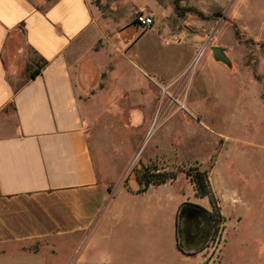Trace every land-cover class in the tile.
Wrapping results in <instances>:
<instances>
[{
  "label": "rangeland",
  "instance_id": "1",
  "mask_svg": "<svg viewBox=\"0 0 264 264\" xmlns=\"http://www.w3.org/2000/svg\"><path fill=\"white\" fill-rule=\"evenodd\" d=\"M93 2L99 36L87 54L97 60L87 59L79 77L90 95L95 164L113 181L110 204L121 215L98 251L71 239L30 243L26 250L56 249L38 264H82L95 254L113 264L122 249L151 253L152 264H200L202 256L206 264H264V0ZM140 14L153 25L138 26ZM214 50L229 64L217 61ZM138 161L177 173L164 185L160 207L150 194L143 202L123 200ZM196 171L206 177L221 222L210 238L205 213L179 215L180 240L196 252L182 258L177 207L203 209L208 202L196 197L188 176ZM145 201L152 205L147 212ZM114 230L123 238L115 240ZM146 236L151 240L141 241Z\"/></svg>",
  "mask_w": 264,
  "mask_h": 264
},
{
  "label": "crops",
  "instance_id": "2",
  "mask_svg": "<svg viewBox=\"0 0 264 264\" xmlns=\"http://www.w3.org/2000/svg\"><path fill=\"white\" fill-rule=\"evenodd\" d=\"M99 14L93 0H0V264H38L43 254H56L50 246L45 253L27 251L30 243L71 239L98 251L120 218L110 204L113 181L95 164L90 95L79 77L87 59L97 60L87 53L98 40ZM134 48L142 54L138 42ZM166 184L138 194L134 181L123 200L150 194L160 207ZM200 206L209 210L208 202ZM141 209L152 205L145 201ZM114 236L123 238L115 230ZM122 250L113 264H152L151 253ZM94 260L109 262L95 254L82 264Z\"/></svg>",
  "mask_w": 264,
  "mask_h": 264
},
{
  "label": "trees",
  "instance_id": "3",
  "mask_svg": "<svg viewBox=\"0 0 264 264\" xmlns=\"http://www.w3.org/2000/svg\"><path fill=\"white\" fill-rule=\"evenodd\" d=\"M42 67L43 65H40L36 70H34L31 73V77H34L37 74H39ZM129 175H132L134 178V181L137 185L136 193L138 194L145 192L151 185L159 186L166 183H172L177 179V173L165 172L163 170L160 171L155 166L148 167L146 165H143L139 161L131 168ZM188 176L190 177V180L194 186L196 197L207 198L209 205L211 207V212H206L200 207L194 205L183 204L179 207L175 221V242H176L177 250L183 254H188L189 251L184 247V245L180 240L179 226H178L179 215L186 213V211L188 210H194L200 213H205L208 216V219L206 220L210 228L209 230L210 238L213 236V233L217 225L221 222V217L215 208V200L210 191L205 175L203 173L196 171L193 174H188Z\"/></svg>",
  "mask_w": 264,
  "mask_h": 264
},
{
  "label": "built area",
  "instance_id": "4",
  "mask_svg": "<svg viewBox=\"0 0 264 264\" xmlns=\"http://www.w3.org/2000/svg\"><path fill=\"white\" fill-rule=\"evenodd\" d=\"M136 23L138 26L149 28L153 25V18L145 14H140L136 17Z\"/></svg>",
  "mask_w": 264,
  "mask_h": 264
},
{
  "label": "water",
  "instance_id": "5",
  "mask_svg": "<svg viewBox=\"0 0 264 264\" xmlns=\"http://www.w3.org/2000/svg\"><path fill=\"white\" fill-rule=\"evenodd\" d=\"M214 57L217 61H219L221 63L229 64L226 57L219 50H214Z\"/></svg>",
  "mask_w": 264,
  "mask_h": 264
},
{
  "label": "flooded vegetation",
  "instance_id": "6",
  "mask_svg": "<svg viewBox=\"0 0 264 264\" xmlns=\"http://www.w3.org/2000/svg\"><path fill=\"white\" fill-rule=\"evenodd\" d=\"M183 215H185V214H183ZM201 215V214H200ZM202 217H203V215H202ZM203 218H205V217H203Z\"/></svg>",
  "mask_w": 264,
  "mask_h": 264
}]
</instances>
